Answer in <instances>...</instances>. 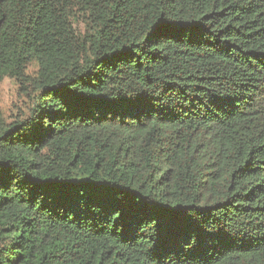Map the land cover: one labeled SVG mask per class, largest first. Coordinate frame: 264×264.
I'll list each match as a JSON object with an SVG mask.
<instances>
[{"label": "trees", "instance_id": "16d2710c", "mask_svg": "<svg viewBox=\"0 0 264 264\" xmlns=\"http://www.w3.org/2000/svg\"><path fill=\"white\" fill-rule=\"evenodd\" d=\"M7 78L0 264H264V0H0Z\"/></svg>", "mask_w": 264, "mask_h": 264}, {"label": "rangeland", "instance_id": "374dc122", "mask_svg": "<svg viewBox=\"0 0 264 264\" xmlns=\"http://www.w3.org/2000/svg\"><path fill=\"white\" fill-rule=\"evenodd\" d=\"M33 64L30 71L36 69ZM23 106L21 96L19 94V85L14 79L7 78L0 86V107L4 116L8 119L18 113Z\"/></svg>", "mask_w": 264, "mask_h": 264}]
</instances>
